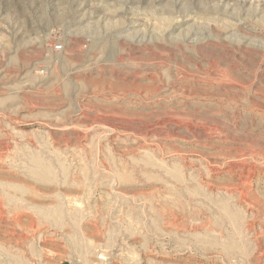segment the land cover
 <instances>
[{
	"label": "rangeland",
	"instance_id": "obj_1",
	"mask_svg": "<svg viewBox=\"0 0 264 264\" xmlns=\"http://www.w3.org/2000/svg\"><path fill=\"white\" fill-rule=\"evenodd\" d=\"M0 264H264V0H0Z\"/></svg>",
	"mask_w": 264,
	"mask_h": 264
},
{
	"label": "bare ground",
	"instance_id": "obj_2",
	"mask_svg": "<svg viewBox=\"0 0 264 264\" xmlns=\"http://www.w3.org/2000/svg\"><path fill=\"white\" fill-rule=\"evenodd\" d=\"M96 121V120H95ZM207 137V136H206ZM207 139V138H206ZM213 140V139H212ZM211 145V144H210ZM227 147V146H226ZM234 149V148H233ZM232 149V150H233ZM246 149H248V148H246ZM253 151V150H252ZM240 153V152H239ZM255 154H256V152H255ZM244 163V162H243ZM247 166V165H246ZM251 168V167H250ZM241 171V170H240ZM250 171V170H249ZM256 171V170H255ZM242 172V171H241ZM254 172V171H253ZM247 174V173H246ZM250 174H251V172H250ZM249 177V176H248ZM249 180V179H248ZM241 183H243V181L241 182ZM245 184V183H244ZM244 196H246V195H244ZM246 199V198H245ZM5 231V230H4ZM7 232V231H6ZM262 254V253H261Z\"/></svg>",
	"mask_w": 264,
	"mask_h": 264
},
{
	"label": "built area",
	"instance_id": "obj_3",
	"mask_svg": "<svg viewBox=\"0 0 264 264\" xmlns=\"http://www.w3.org/2000/svg\"><path fill=\"white\" fill-rule=\"evenodd\" d=\"M58 49H60L61 47H57Z\"/></svg>",
	"mask_w": 264,
	"mask_h": 264
}]
</instances>
